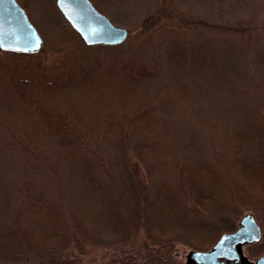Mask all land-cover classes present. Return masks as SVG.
<instances>
[{
  "label": "rangeland",
  "instance_id": "obj_1",
  "mask_svg": "<svg viewBox=\"0 0 264 264\" xmlns=\"http://www.w3.org/2000/svg\"><path fill=\"white\" fill-rule=\"evenodd\" d=\"M26 1L44 46L0 57V264H186L200 249L185 226L230 231L248 213L262 225L232 174L237 128L264 116V0H90L129 32L94 47L56 0ZM194 163L224 180L221 210L203 203ZM165 185L180 215L169 235L150 219ZM45 208L61 233L43 244Z\"/></svg>",
  "mask_w": 264,
  "mask_h": 264
},
{
  "label": "trees",
  "instance_id": "obj_2",
  "mask_svg": "<svg viewBox=\"0 0 264 264\" xmlns=\"http://www.w3.org/2000/svg\"><path fill=\"white\" fill-rule=\"evenodd\" d=\"M18 2L28 11L26 0H18ZM5 54L6 52L0 49V57ZM38 113L42 118L46 116V112ZM236 132L235 154L233 156L235 167L232 175L248 192L253 200L257 215L262 218L263 239L260 244L264 250V156L259 152L254 159L250 158L251 160H247L244 158L246 147H259V144L264 142V116L246 125L239 126ZM57 137L62 139L59 134ZM149 155L154 157L155 150L151 149ZM189 173L199 189L203 203L209 208L221 210L225 204V182L218 173L216 174L210 166L202 163L191 164ZM173 199V190L170 186L161 187L156 203L152 204V206H155L151 207L150 211L153 232L169 235L176 230V223L179 222L180 215ZM156 204L160 205L157 206ZM49 209H46V216L40 225L42 234L39 236L38 242L43 244L56 238L61 233L60 222L56 219L55 213H50L51 209ZM225 232L229 231L214 222L207 224L195 223L185 226L184 229L188 242L200 250L210 249L221 234Z\"/></svg>",
  "mask_w": 264,
  "mask_h": 264
},
{
  "label": "water",
  "instance_id": "obj_3",
  "mask_svg": "<svg viewBox=\"0 0 264 264\" xmlns=\"http://www.w3.org/2000/svg\"><path fill=\"white\" fill-rule=\"evenodd\" d=\"M56 4L87 46H116L128 37L125 28L114 26L89 0H56ZM43 44L17 0H0V49L36 54ZM261 240V225L252 213H248L241 218L235 231L222 234L210 250L191 251L186 264H264V255L251 261L243 254L244 246L258 244Z\"/></svg>",
  "mask_w": 264,
  "mask_h": 264
},
{
  "label": "snow or ice",
  "instance_id": "obj_4",
  "mask_svg": "<svg viewBox=\"0 0 264 264\" xmlns=\"http://www.w3.org/2000/svg\"><path fill=\"white\" fill-rule=\"evenodd\" d=\"M223 243V242H222Z\"/></svg>",
  "mask_w": 264,
  "mask_h": 264
}]
</instances>
